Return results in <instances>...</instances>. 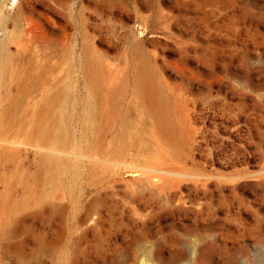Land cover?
I'll return each instance as SVG.
<instances>
[{
  "label": "rangeland",
  "instance_id": "1",
  "mask_svg": "<svg viewBox=\"0 0 264 264\" xmlns=\"http://www.w3.org/2000/svg\"><path fill=\"white\" fill-rule=\"evenodd\" d=\"M0 61V264H264V0H0Z\"/></svg>",
  "mask_w": 264,
  "mask_h": 264
},
{
  "label": "bare ground",
  "instance_id": "2",
  "mask_svg": "<svg viewBox=\"0 0 264 264\" xmlns=\"http://www.w3.org/2000/svg\"><path fill=\"white\" fill-rule=\"evenodd\" d=\"M5 62L0 61V73H2V68L4 67ZM2 70V71H1ZM144 79L143 81H139L136 84V91L138 94L141 96L143 99V104L144 108L146 110L152 109L155 105L154 97H155V92H154V86L152 84V80L149 77L148 71H145L143 73Z\"/></svg>",
  "mask_w": 264,
  "mask_h": 264
}]
</instances>
